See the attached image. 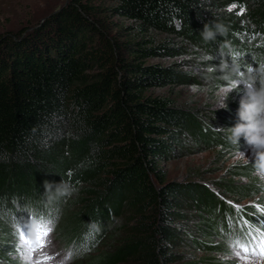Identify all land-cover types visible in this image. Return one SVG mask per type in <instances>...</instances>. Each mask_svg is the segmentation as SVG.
<instances>
[{
  "label": "trees",
  "instance_id": "16d2710c",
  "mask_svg": "<svg viewBox=\"0 0 264 264\" xmlns=\"http://www.w3.org/2000/svg\"><path fill=\"white\" fill-rule=\"evenodd\" d=\"M113 1L114 12L134 23L131 42L109 33L92 0H69L28 33L0 34V200L16 193L58 194L55 187L46 190L44 182H67L72 198L59 231L79 238L88 220L91 235L101 230L105 239L95 254L76 264L182 262L178 250L188 242L187 211L204 225L211 246L231 254L213 232L208 213L219 220L226 202L258 196L256 202L264 203V182L252 174V163L239 168L246 182L225 184L233 199L199 179H167L161 164L183 149L182 142L234 144L216 141V125L198 116V109L151 93L179 85L189 75L143 60L186 49L167 42L144 44L154 40L147 38L150 33H163L204 47L231 69L224 60L228 54L219 52L224 40L250 42L260 31L259 52H264V0ZM205 25L215 33L211 40L203 37ZM126 47L136 61L127 59ZM239 94L226 109L237 120L232 101ZM72 206L76 211L70 212ZM80 214L87 217L75 220ZM0 239H14L1 220ZM14 252L12 246L7 254L0 249L1 262L13 264ZM210 259L201 256L194 264Z\"/></svg>",
  "mask_w": 264,
  "mask_h": 264
},
{
  "label": "rangeland",
  "instance_id": "374dc122",
  "mask_svg": "<svg viewBox=\"0 0 264 264\" xmlns=\"http://www.w3.org/2000/svg\"><path fill=\"white\" fill-rule=\"evenodd\" d=\"M68 1L69 0H0V34H18L24 31L28 33L31 28L36 27V24L40 22L42 23V21L48 18L52 13H55L65 6ZM92 2L100 8L98 16L105 22V28L109 33L120 38L123 42H131L132 40H130L129 32L132 30L131 27H133L134 23L124 18L121 14L114 12L117 3L113 0H92ZM143 38L138 40H142ZM147 38H153L154 40H148L147 44H144V46L167 42L168 45L184 47L186 51L177 56L160 55L149 57L143 60L146 65L156 64L160 67H171L172 69L189 75V80L187 79L179 85L165 88H153L151 93L170 97L177 105L190 109H198V116L202 117L204 121H209L211 124L216 125L217 129L214 127L213 131L218 130L219 132L215 131V140L220 141L224 138L225 143L232 145L229 135L231 134L230 127L234 126L235 121H237L235 113L226 111L227 108L216 109V92L220 87L227 84L228 81L226 77L235 79L230 67H225L226 64L224 62L216 61L214 57H210V54L204 47L200 49L196 45H190L188 41L183 42L175 40L163 33H150ZM123 50L127 54L128 60H134L129 48L126 47V49L124 48ZM211 58H213L214 62H210ZM242 87L243 85L240 86L241 91L234 90L231 92L227 101L228 104V102L232 100L234 94L240 93L238 99L232 101L235 102L234 106H232L235 112L238 110L239 100L243 95ZM182 144L181 148L184 150L172 152L171 156L167 157L166 161L161 164L167 179L169 181L176 180L179 182L199 179L207 183V186L211 189L215 188L216 192L222 196H226L230 199L235 198L230 194L231 190L224 186L230 181L246 182V178H244L239 171L240 165L244 164L245 160L239 158L237 153L240 150L244 152L249 161L248 163H251L254 159V153L246 144L243 137H241L239 145L234 144V146H226L224 148H221L219 144L204 146L203 143L198 145L193 140L182 142ZM257 198L258 196H255L253 199L247 198L242 200L241 203L259 204V202H256ZM260 204L264 205V203ZM73 210L76 211V206H72L70 212ZM187 215L190 217L186 219L184 224H186L189 230L184 232V236L186 238L185 240H188V242L185 247H181L178 250L183 255L184 260L176 264H194L199 261L201 256L206 255H210L211 258L206 264H264V258L242 260L234 257L230 253L223 252L221 247L211 246L207 242L209 239L204 236V225L199 223L197 218L192 215V212L187 211ZM84 217L87 216L80 214L75 220H81ZM190 233H193L194 237L192 236L191 238L189 236ZM104 240L105 239H102V241L98 243L96 250L101 248ZM214 240L215 242L218 241L217 239ZM195 241H197V243H195ZM57 243V241H54L43 250L37 251L34 255V260L41 259L42 264H50L56 258L60 257L61 251L58 250V246L61 245ZM12 244L13 239L8 241L0 239L1 252H6L7 254V250L11 249ZM96 250L92 254H95ZM14 253L10 254L11 260L14 262L13 264H22L21 261L13 258ZM44 255L50 256L52 259L43 260ZM225 257L231 258L225 259ZM0 264H4L1 262V259Z\"/></svg>",
  "mask_w": 264,
  "mask_h": 264
},
{
  "label": "clouds",
  "instance_id": "9594fccd",
  "mask_svg": "<svg viewBox=\"0 0 264 264\" xmlns=\"http://www.w3.org/2000/svg\"><path fill=\"white\" fill-rule=\"evenodd\" d=\"M202 34L205 40H211L215 35L207 25L204 26ZM231 72L237 78L226 77L227 84L220 87L216 92V109L227 108L230 93L234 90L241 91L240 86L243 85V95L239 100L237 110L238 120L234 126L230 127L229 139L232 144L239 145V141L243 137L254 153V159L251 161L252 174L264 181V65H261L257 72L249 67L247 69L248 75L245 77V73L241 71L239 64L234 61ZM237 156L244 159L245 163L249 162L241 150ZM44 185L46 190L55 187L59 195L70 196L72 194L70 186L64 180L58 184L45 181Z\"/></svg>",
  "mask_w": 264,
  "mask_h": 264
},
{
  "label": "snow or ice",
  "instance_id": "6c2138e0",
  "mask_svg": "<svg viewBox=\"0 0 264 264\" xmlns=\"http://www.w3.org/2000/svg\"><path fill=\"white\" fill-rule=\"evenodd\" d=\"M236 5H232L229 10L235 8ZM241 13L244 11L240 10ZM240 14V13H238ZM71 176V173L68 174ZM259 211L264 214V208H260ZM29 219L31 217L24 215V218L21 219V216L18 214L15 218V222L19 227H14L13 230V244L12 247L15 249V253L13 258L21 261L22 264H42L41 259H35L34 255L37 251L43 250L47 247L51 241L49 239L51 233L55 227V218L51 215H43L37 214L34 218V223H29ZM248 222L245 220L244 224ZM261 226L264 227V220L260 221ZM229 227L233 228L231 221H229ZM34 229L35 231V239L33 240L30 237V232ZM256 232L259 236L257 240V236H253L251 229L244 233V236L251 237V239L242 240L240 238H236L231 242L230 251L232 255L236 258L242 260H250L252 258H264V232L260 231V229H256ZM253 241H256L255 247L250 248L249 245L252 244ZM259 249V251H257ZM243 253H251V255H242ZM72 253H68L65 257L64 261H61V264H65V261L71 257ZM231 257H225V259H229ZM52 257L44 255L43 260H50Z\"/></svg>",
  "mask_w": 264,
  "mask_h": 264
},
{
  "label": "bare ground",
  "instance_id": "6f19581e",
  "mask_svg": "<svg viewBox=\"0 0 264 264\" xmlns=\"http://www.w3.org/2000/svg\"><path fill=\"white\" fill-rule=\"evenodd\" d=\"M49 17H50V16H49ZM46 19H48V18H46ZM46 19H45V20H46ZM45 20H43L42 23H43Z\"/></svg>",
  "mask_w": 264,
  "mask_h": 264
}]
</instances>
